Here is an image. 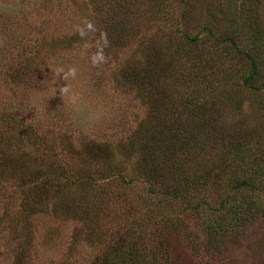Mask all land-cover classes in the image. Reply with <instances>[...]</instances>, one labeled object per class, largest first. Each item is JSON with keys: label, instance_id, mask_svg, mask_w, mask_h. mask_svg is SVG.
<instances>
[{"label": "rangeland", "instance_id": "1", "mask_svg": "<svg viewBox=\"0 0 264 264\" xmlns=\"http://www.w3.org/2000/svg\"><path fill=\"white\" fill-rule=\"evenodd\" d=\"M208 29L218 41L206 39ZM181 46L201 55L202 79ZM154 51L172 71L159 77L173 80L170 94L213 103L218 117L196 145L178 143L169 164L152 162L150 172L138 131L154 108L122 71L143 69ZM245 52L259 64L252 87ZM180 104L169 106L175 119ZM241 139L246 162L236 158ZM0 140V264H100L119 242L146 264H169L165 244L183 249L178 238L199 243L200 255L187 253L183 264H264V215L241 227L230 217L218 247L208 231L230 215L218 211L229 196L264 210V0H0ZM98 143L111 154L85 157ZM37 163L45 176L33 181ZM59 166L91 187L60 173L56 195L48 182ZM244 176L255 186L236 185ZM93 200L105 209L99 223L63 208Z\"/></svg>", "mask_w": 264, "mask_h": 264}, {"label": "trees", "instance_id": "2", "mask_svg": "<svg viewBox=\"0 0 264 264\" xmlns=\"http://www.w3.org/2000/svg\"><path fill=\"white\" fill-rule=\"evenodd\" d=\"M208 31L209 34L206 39L210 38L215 42L219 40V37L214 33L212 29H208ZM199 39V36H195L191 41L199 42ZM226 40L232 43L236 42L232 37L226 38ZM175 43L178 44L177 41H175ZM179 51L185 53V55H188L187 61L190 60L193 64L197 63V78L202 79L203 76L201 75V71L205 67L206 63L201 62L202 59L198 57L201 55H192L189 47L186 50L183 46H181L178 49L177 53H180ZM154 52L158 53V56H154L156 60L150 58V61L148 63L145 62L143 64V69H140L137 65H134L132 67H129L127 65L122 71L124 83L138 86L140 93L148 98V102L151 103L154 108L153 115H151L150 121H147V123H149V125L147 126L148 128H142L138 131L140 137L139 143L143 147L142 149L145 151V158L143 159L142 165L149 167L150 172L153 171V169L149 166V164L152 162L157 163L158 166H161V159H163L165 163L169 164V161L167 160L173 159V151L175 149H178V143H184V145L188 144L187 147L189 145H196V143L200 141V136H202L203 133L211 129L212 125L214 126L215 120H217L216 118L218 117L217 115L215 116L217 107L213 103L209 105L207 104L205 106L202 104V106H199V102L201 100L198 97H196L195 99L188 98L184 97L183 94H180L178 92L177 95H175L174 93L172 95L170 94V90H168L167 87H169L173 80L171 82H168L169 79L166 81L163 80L169 78L171 76L172 71L169 68H166L167 66L162 65V62H160L161 60L159 57V51ZM245 54L248 56L250 67L247 76L244 78V83L247 86L252 87L251 81L253 82L254 77L256 76L259 70V64L256 61L253 53L245 52ZM159 77H164V79L162 80ZM158 80H160V82H157ZM257 87L259 88V86ZM180 103H182V106L185 109L184 111H182L181 115L175 119L173 115L174 111L171 114L170 112L172 109L169 106L174 107L175 110L178 106H181ZM191 105L193 107L197 106L196 109L194 108L195 113H191L193 110H191L190 112L189 110L187 111L186 108H189ZM167 119L169 122L167 121ZM28 128L33 130V127L31 125ZM217 136L220 137V135H214V137ZM31 137L33 136L31 135ZM209 139L211 141H214L210 136ZM92 145L94 146H88L86 152H84V156H87L88 159H90L91 157L92 160H98V154H100L99 157H101L103 154H111V145L100 143ZM4 146L5 143L0 140L1 155L4 153V150H2V147ZM244 146H246V144L244 143V140L241 139L238 149L236 151V158L239 157L246 162V154L245 152H243ZM160 147H164L165 149H162ZM160 153L165 155H161ZM163 157H165V159ZM157 159L160 160L156 161ZM42 163H37L39 166L34 169L35 174L32 175L33 181L40 180L43 176H45L44 171H42L41 169ZM150 165L152 166V164ZM0 166L3 167L1 164ZM28 166V164H25L24 166L19 167L20 169L18 170L10 168L11 175H14V173L15 175H17L20 172L25 173L27 169H29ZM0 170L3 171L4 169L1 168ZM7 170L9 169H6V172ZM54 173V178H51L48 183H50L51 188H53V192H55L57 195V193L60 192L59 187L61 186V183L58 180V175L62 173L63 177L68 178L67 182L71 179L63 166H59ZM117 173H119V175H122L121 170H119V172L117 171ZM244 173H246V170L240 172V174L243 175ZM246 177H248L247 174ZM246 177L244 176L241 179L239 178L236 185L242 182L244 186L254 187L255 184L253 180L248 183L247 181L251 178L246 180ZM43 181L44 180H41V182ZM71 181L73 186L78 185L79 187L85 190L87 189V187H89V185L91 187V182L89 180H87L84 184L79 183L81 180ZM34 183L36 184V182ZM234 188L237 189V186H235ZM257 190L261 191V188ZM262 190H264V188H262ZM230 199H232L230 198V196L223 199L221 204L222 207L218 210L221 213L227 212V214L230 215H228L227 217H222V219H220V221L217 223H208V231L212 234H215L214 236L210 237V241L211 243L217 244L216 247L220 245L218 242V237L216 236L222 234V232L226 231L227 228L228 230L229 228H231V220L235 223V225L241 227L247 221L253 220L255 218V215H264L262 205L259 204L260 201L257 202L254 199L245 197L243 199L244 202H242L241 199H234L236 203L233 205ZM63 208L66 209L67 212L71 215L76 214L77 216L85 220L84 223L86 224L88 223L87 220L89 219L92 222L99 223L100 218L103 219V216L105 214L104 206L96 202V200L85 201V203L82 202L80 204H77V202L74 201L70 204V206L66 204V207ZM246 208H248V210ZM227 223L229 224L227 225ZM87 226H89L90 228L92 224L89 223V225ZM173 231L177 233L180 231V229L179 227H176L175 229H173ZM178 240L182 245L183 249H180L181 246H179V243L177 241L174 244H165L167 249L170 250L169 253L171 254V256H167V261L169 262V264H183V261L185 260V257L187 253L189 254V252L192 258L198 257L200 255L196 251L199 247V243L194 241L185 242L182 241L181 238H178ZM117 247L118 248L116 249L111 246V249L109 250L111 251V253H108V255L106 256L107 258L100 264H132L130 263V261L134 263L136 262L138 264H140L139 262H141V264H146L144 257L136 249H128L129 247H125L122 242H119V245ZM173 249L178 252L176 254L173 253ZM183 251L185 252L184 254ZM191 251L194 253V256H192Z\"/></svg>", "mask_w": 264, "mask_h": 264}, {"label": "clouds", "instance_id": "3", "mask_svg": "<svg viewBox=\"0 0 264 264\" xmlns=\"http://www.w3.org/2000/svg\"><path fill=\"white\" fill-rule=\"evenodd\" d=\"M93 63H96V61H93ZM77 74L76 69L72 68L69 72L64 74V79L67 80L69 76L75 77ZM61 91L63 93H67L69 91V89L67 87L62 88Z\"/></svg>", "mask_w": 264, "mask_h": 264}]
</instances>
